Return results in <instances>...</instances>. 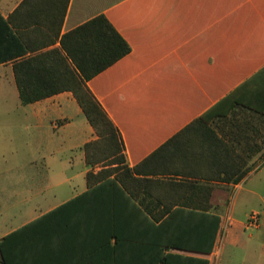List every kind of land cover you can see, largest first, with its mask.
<instances>
[{"label":"crops","instance_id":"crops-1","mask_svg":"<svg viewBox=\"0 0 264 264\" xmlns=\"http://www.w3.org/2000/svg\"><path fill=\"white\" fill-rule=\"evenodd\" d=\"M0 15V264H264V0H0ZM99 16L131 47L87 84L135 198L89 187L97 136L73 92L25 105L16 79L24 61L33 87L64 84L65 37Z\"/></svg>","mask_w":264,"mask_h":264},{"label":"trees","instance_id":"trees-1","mask_svg":"<svg viewBox=\"0 0 264 264\" xmlns=\"http://www.w3.org/2000/svg\"><path fill=\"white\" fill-rule=\"evenodd\" d=\"M0 19H2L1 15ZM63 45L75 68H71L67 81L60 87H50V84L33 87L24 78L29 71L25 67V62L20 61L15 64L21 100L27 105L63 89L72 91L97 136L96 140L84 147L87 165L93 168L103 167L97 173L94 171L88 173L89 187L114 185L122 192L126 190L135 198L129 189V184L138 181L134 176L136 169H131L127 163L121 133L87 84L99 73L127 56L131 52V47L105 16L96 17L75 29L65 37ZM245 174L246 172L237 179L224 178L223 181L239 182ZM127 199L130 200L128 197ZM144 213L154 220L161 221L169 214V219L177 218L179 212L164 211L155 214L151 210H146ZM220 225L219 215L210 211L200 214V248L207 255L214 251ZM204 236L205 246H203ZM206 264H210L209 260Z\"/></svg>","mask_w":264,"mask_h":264},{"label":"built area","instance_id":"built-area-1","mask_svg":"<svg viewBox=\"0 0 264 264\" xmlns=\"http://www.w3.org/2000/svg\"><path fill=\"white\" fill-rule=\"evenodd\" d=\"M259 215L257 214H252L249 219V224L253 226H258L259 225Z\"/></svg>","mask_w":264,"mask_h":264},{"label":"rangeland","instance_id":"rangeland-1","mask_svg":"<svg viewBox=\"0 0 264 264\" xmlns=\"http://www.w3.org/2000/svg\"><path fill=\"white\" fill-rule=\"evenodd\" d=\"M100 169L103 168L102 166H98Z\"/></svg>","mask_w":264,"mask_h":264}]
</instances>
